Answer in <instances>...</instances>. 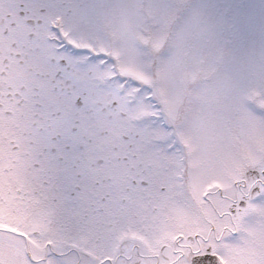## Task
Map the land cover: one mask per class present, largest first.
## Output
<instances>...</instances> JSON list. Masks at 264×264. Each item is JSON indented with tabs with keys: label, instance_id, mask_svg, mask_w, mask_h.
Instances as JSON below:
<instances>
[{
	"label": "snow or ice",
	"instance_id": "obj_1",
	"mask_svg": "<svg viewBox=\"0 0 264 264\" xmlns=\"http://www.w3.org/2000/svg\"><path fill=\"white\" fill-rule=\"evenodd\" d=\"M0 264H264V0H0Z\"/></svg>",
	"mask_w": 264,
	"mask_h": 264
}]
</instances>
